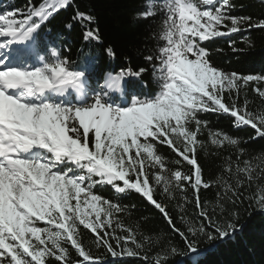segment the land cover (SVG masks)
Instances as JSON below:
<instances>
[{
	"label": "snow or ice",
	"instance_id": "1",
	"mask_svg": "<svg viewBox=\"0 0 264 264\" xmlns=\"http://www.w3.org/2000/svg\"><path fill=\"white\" fill-rule=\"evenodd\" d=\"M71 3L42 0L26 11L0 12V264H49L52 259L57 264H104L86 250L81 226L113 257L121 255L113 240L117 247L125 246L127 256L138 255L127 247L131 242L135 249L143 248L138 233L116 215L127 206L97 194V185L141 195L162 214L189 254L198 253L201 237L223 240L239 230L240 214L229 211L226 203L242 204V189L255 184L249 206L264 211V185L258 183L264 179V153L245 158L240 138L209 131L211 145L234 148L236 160L225 157L223 172L205 180L197 158L206 146L199 136L208 125L201 113L229 115L234 127L254 130L249 139H264V110L250 111L247 99L242 106L237 103L241 86L264 81V75L225 72L202 46L252 28L264 30V19L232 15L231 0H145L137 18L163 13L157 46L143 57L158 91L133 93L118 104L111 95H125L126 79L148 87L143 80L147 68L120 69L108 73L103 85L90 87L88 64L74 67L56 47L37 45L42 25ZM73 19L93 22L91 15L79 11ZM84 38L99 42V29L87 28ZM229 44L233 52L241 51L235 41ZM105 51L115 57L111 47ZM255 91L264 98V89ZM158 144L168 146L178 159L166 161ZM185 162L188 172L168 167ZM210 187L219 189L216 200L203 202L200 191ZM157 188L169 199L179 190L186 203L183 194L191 188L196 219L181 215L184 230L156 198ZM177 207L185 212L183 205ZM117 229L127 234L117 235ZM66 245L82 260L73 261ZM178 251L169 246L152 264H166Z\"/></svg>",
	"mask_w": 264,
	"mask_h": 264
},
{
	"label": "trees",
	"instance_id": "2",
	"mask_svg": "<svg viewBox=\"0 0 264 264\" xmlns=\"http://www.w3.org/2000/svg\"><path fill=\"white\" fill-rule=\"evenodd\" d=\"M41 2L42 0H0V12L13 9L26 11L39 6ZM231 2L235 5L232 15L251 17L253 21L264 19V0H231ZM144 6L145 0H72L67 8L55 13L42 25L37 35V45L41 49L56 47L62 56L74 62V67L84 68L88 64L86 76L90 87L103 85L108 73L115 75L120 69L129 67L133 70H138L140 67L147 68L143 80L148 82V87H143L135 79H126L125 95H111V97L116 103L118 101L124 103L133 93L151 95L158 91V88L152 80L151 66L143 57L152 53L157 46L163 13L149 19L137 18L136 14L143 11ZM77 11L91 15L92 24H88L86 20H74ZM22 18V16L17 17V19ZM69 23L72 24L71 29L66 27ZM89 27L99 29L101 37L99 42L85 41L84 33ZM230 40L235 41V47L240 49V52H233L229 44ZM202 46L210 50V60L225 72H236L241 76L264 75V30L252 28L228 37L211 39ZM108 47L114 50V58L106 54L105 50ZM41 54H45L44 51H41ZM257 87L264 89V81L242 85L237 100L238 105L242 106L247 99L250 111L264 110V98L255 91ZM225 99H228L227 93ZM199 118L208 121L207 127L199 136L200 140L205 141L206 146L197 152L205 180H213L223 172L225 157L231 155L232 160H236L233 154L234 148L218 149L211 145L209 131H220L233 138H240L242 141L240 147L246 149L245 158L264 153V139H249L255 135L254 130L250 127H234L233 119L229 115L201 113ZM157 149L166 161L178 159L166 145L158 144ZM168 167L173 169L179 167L182 172L190 170L186 162L182 165L168 163ZM258 183L264 185V179ZM94 191L122 206H127L125 212L116 215L125 226L131 227L138 233L137 240L144 245L142 249H135V245L129 242L127 247L138 252V255L130 257L124 251L125 246L121 244L117 247L113 240L114 250L121 252L119 257H113L106 247H97L94 243L95 235L81 226V239L86 250H90L94 258L103 259L104 264H152L156 255L169 246H175L179 251L178 254L170 256L166 264H264V211H259L254 205L250 207L248 200L249 196L257 192L255 184L241 190L242 204L226 203L229 211H238L240 214L239 230L223 240L207 241L203 237L199 238L197 254L188 253L184 242L172 231L162 214L141 195L135 192L119 194L107 185H97ZM218 191L217 187L202 188L201 200L214 203ZM183 195L187 196V203L179 190L175 193V199L162 196L159 188L156 191V198L168 206L176 227L181 230L185 229V225L180 220V216L185 215L195 220L197 211L192 203L191 188H188ZM177 205H183L185 212L181 213ZM116 234L127 233L117 229ZM66 246L73 261L82 260L70 245ZM49 264H57V262L52 259Z\"/></svg>",
	"mask_w": 264,
	"mask_h": 264
},
{
	"label": "rangeland",
	"instance_id": "3",
	"mask_svg": "<svg viewBox=\"0 0 264 264\" xmlns=\"http://www.w3.org/2000/svg\"><path fill=\"white\" fill-rule=\"evenodd\" d=\"M106 79H107V77H106ZM124 91H125V84H124ZM112 95H113V96H117V95L121 96L122 94H121L120 92H115V93H113ZM111 99L115 101V99H114L113 97H111ZM121 103H122V102L118 101V104H121Z\"/></svg>",
	"mask_w": 264,
	"mask_h": 264
}]
</instances>
